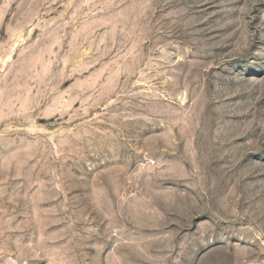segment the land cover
I'll list each match as a JSON object with an SVG mask.
<instances>
[{
    "label": "rangeland",
    "instance_id": "rangeland-1",
    "mask_svg": "<svg viewBox=\"0 0 264 264\" xmlns=\"http://www.w3.org/2000/svg\"><path fill=\"white\" fill-rule=\"evenodd\" d=\"M0 264H264V0H0Z\"/></svg>",
    "mask_w": 264,
    "mask_h": 264
}]
</instances>
